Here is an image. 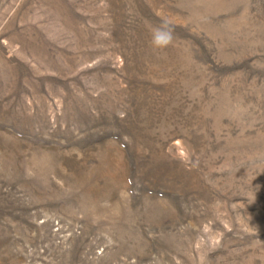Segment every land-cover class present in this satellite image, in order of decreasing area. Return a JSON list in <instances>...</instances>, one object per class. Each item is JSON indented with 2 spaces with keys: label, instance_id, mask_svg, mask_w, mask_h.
<instances>
[{
  "label": "rangeland",
  "instance_id": "rangeland-1",
  "mask_svg": "<svg viewBox=\"0 0 264 264\" xmlns=\"http://www.w3.org/2000/svg\"><path fill=\"white\" fill-rule=\"evenodd\" d=\"M0 264H264V0H0Z\"/></svg>",
  "mask_w": 264,
  "mask_h": 264
},
{
  "label": "clouds",
  "instance_id": "clouds-1",
  "mask_svg": "<svg viewBox=\"0 0 264 264\" xmlns=\"http://www.w3.org/2000/svg\"><path fill=\"white\" fill-rule=\"evenodd\" d=\"M174 40V26L167 18H161L159 25L151 30L150 47L154 52L167 49Z\"/></svg>",
  "mask_w": 264,
  "mask_h": 264
}]
</instances>
